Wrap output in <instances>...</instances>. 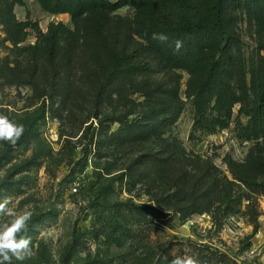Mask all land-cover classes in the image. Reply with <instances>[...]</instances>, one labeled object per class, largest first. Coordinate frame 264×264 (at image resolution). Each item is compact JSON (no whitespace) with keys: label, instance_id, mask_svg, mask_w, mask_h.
<instances>
[{"label":"rangeland","instance_id":"374dc122","mask_svg":"<svg viewBox=\"0 0 264 264\" xmlns=\"http://www.w3.org/2000/svg\"><path fill=\"white\" fill-rule=\"evenodd\" d=\"M166 1L91 11L70 43L43 36L50 23L74 26L68 14L46 12L37 0L12 4L15 19L27 23L19 42L21 34L0 23V114L25 128L15 146L0 141V198L12 197L18 212H33L27 235L34 255L22 264H169L174 255L199 264H264L263 194L246 188L248 200L229 216L204 212L182 220L176 210L189 202L183 189L206 163L230 178L223 158L249 167L246 157L260 138L239 136L249 94L233 105L226 128L193 129L194 83L187 70L165 67L137 32L151 26L152 5ZM262 22L248 8L235 12L231 62L264 57L257 33ZM123 54L149 70L133 73ZM236 81L235 74L228 78L233 88ZM152 99L180 105L160 138L151 127L164 116L152 109ZM161 139L176 140L188 160L152 163L146 155H165ZM130 166L134 178L120 180Z\"/></svg>","mask_w":264,"mask_h":264},{"label":"trees","instance_id":"16d2710c","mask_svg":"<svg viewBox=\"0 0 264 264\" xmlns=\"http://www.w3.org/2000/svg\"><path fill=\"white\" fill-rule=\"evenodd\" d=\"M13 2L19 0H0V23L10 31H18L21 36L27 23L17 21L12 12ZM42 10L52 14H68L74 26L73 30L63 23H50L46 34L52 44L57 40L70 43L76 34L77 24L81 17L94 10L113 11L123 4L139 5L144 0H37ZM248 8L258 18L264 21V0H210L208 3H196L188 0H167L163 6L152 5V24L138 29V35L145 41L149 49L167 68H184L194 83L192 91L193 129L213 133L226 128L231 118L232 107L240 102L241 94H249L250 110L245 125L241 127L239 136L245 140L258 139L250 150L245 164L234 161L229 155L223 160L226 163L230 178L211 161L206 163L189 188H184V194L189 202L178 207L182 220L192 214L204 212L229 216L240 212L243 200H248L246 188L264 195V57L255 60L234 59L230 61L231 41L235 37V12L240 8ZM33 26V25H31ZM23 32V33H22ZM165 34L166 42L153 38V34ZM257 33L264 40V22L258 23ZM182 44L179 50L175 41ZM125 65L133 73H145L146 65H136L128 54L122 55ZM249 74L246 82V74ZM236 76V86L228 83L230 76ZM238 90V92H237ZM175 97L172 88L166 90ZM152 90L146 93L151 97ZM155 104L152 109L164 117L154 122L153 136L160 138L162 125L173 123L179 114L178 103L162 102L152 99ZM211 102L214 105L211 107ZM241 103V102H240ZM210 108L216 109L217 116L208 114ZM244 107L240 106L239 112ZM161 139L160 152L165 155H146L152 163L160 160H172L183 163L188 160L181 155V145ZM144 156V155H143ZM200 160V155H191ZM134 170L130 166L120 175V180L134 178ZM242 186L244 187L242 189ZM168 195L166 197H172ZM165 197V199H166ZM156 200L162 196L156 195ZM159 202V201H158ZM186 210V211H185ZM258 228L256 216L253 218V233Z\"/></svg>","mask_w":264,"mask_h":264},{"label":"clouds","instance_id":"9594fccd","mask_svg":"<svg viewBox=\"0 0 264 264\" xmlns=\"http://www.w3.org/2000/svg\"><path fill=\"white\" fill-rule=\"evenodd\" d=\"M153 38L160 42L168 40L163 33H154ZM181 46L179 40L175 41L176 50ZM24 132L25 128L22 124L0 114V141L15 146ZM32 217L33 212L28 207L18 212L13 205L12 197L0 198V264H14V261L22 264L34 255L31 247L32 237L27 235ZM169 264H199V261L193 256L174 255Z\"/></svg>","mask_w":264,"mask_h":264}]
</instances>
